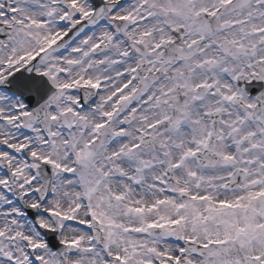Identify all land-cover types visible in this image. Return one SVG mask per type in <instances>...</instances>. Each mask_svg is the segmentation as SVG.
<instances>
[{
  "label": "snow or ice",
  "instance_id": "6c2138e0",
  "mask_svg": "<svg viewBox=\"0 0 264 264\" xmlns=\"http://www.w3.org/2000/svg\"><path fill=\"white\" fill-rule=\"evenodd\" d=\"M0 264H264V0H0Z\"/></svg>",
  "mask_w": 264,
  "mask_h": 264
}]
</instances>
